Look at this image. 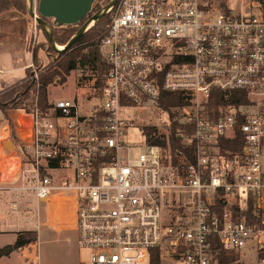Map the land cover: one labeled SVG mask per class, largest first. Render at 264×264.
Returning a JSON list of instances; mask_svg holds the SVG:
<instances>
[{
  "label": "built area",
  "instance_id": "1",
  "mask_svg": "<svg viewBox=\"0 0 264 264\" xmlns=\"http://www.w3.org/2000/svg\"><path fill=\"white\" fill-rule=\"evenodd\" d=\"M106 14V72L77 81L89 90L82 102L42 108L32 74L30 102L12 118L19 143L3 150L0 214L23 217L21 199L33 195L36 227L74 230L89 251L81 264H217L218 250L264 264V0H117ZM213 90L246 101L210 110ZM163 94L185 101L173 111L192 130L178 134L189 150L174 161L170 143H145L133 158L122 110H162ZM17 252L43 264L37 241Z\"/></svg>",
  "mask_w": 264,
  "mask_h": 264
},
{
  "label": "rangeland",
  "instance_id": "2",
  "mask_svg": "<svg viewBox=\"0 0 264 264\" xmlns=\"http://www.w3.org/2000/svg\"><path fill=\"white\" fill-rule=\"evenodd\" d=\"M111 2L112 0H110L107 4L106 2H103V7L101 8V10L108 6ZM26 7V14L17 12L14 9L0 14V51L6 50L7 48H11L12 50L15 49V51L24 48L33 57L34 54H36V62L32 57L33 64L30 67V73L31 76L32 74L36 73L40 78V74L47 70L51 66V64L55 62L57 56L51 49L49 50V41L42 32H39L37 30V38L35 37L34 26L31 20V16L29 15L28 0H26ZM98 12H100V10L95 12L92 15L91 19L85 25H89ZM49 32L51 34L50 26ZM56 47H58L57 44ZM26 57L29 59V56ZM93 77L94 76L91 68L73 71L70 75V78H68L67 84H54L50 88V90L48 88L50 100H72L75 98L82 102L83 98L88 94L89 90L78 88L77 81L89 80ZM11 88H8L7 90ZM30 99L31 97L29 96L28 103L30 102ZM28 103L26 102V104ZM21 107L23 106L19 105L17 109H20ZM17 109L13 108L9 112L8 118L11 123L12 118L14 119L17 117V113L15 112ZM122 116L133 125L130 136L128 137L130 145L133 148L136 147L131 152V156L133 158L138 157L146 149L145 137L143 134L144 128H155V134L157 137H167L170 134V115L152 104L148 105L147 107L137 106L129 109H123ZM18 124H21V120L18 121ZM6 125H8V122L4 118L3 113L0 111V138L2 139L5 138L7 133V131L5 130ZM10 140H13L11 139V135L3 143V145L0 144V154L1 157L4 158V160L0 162V178H9V176H11V174L9 173L10 168L8 165V161L5 154H3V150H8L10 153H13L14 149L11 148L10 145H6ZM21 201L22 209L25 211L23 217L20 216L17 218L15 216H10V221L13 223L20 222L21 224L25 225L27 219H30L34 224H36L37 202L34 196L25 194ZM28 202L29 204H27ZM29 209H31L32 212L29 213ZM45 214L46 209L44 206H41L42 221H44L45 219ZM1 230L3 229H0V232H3ZM27 231H30L28 227L20 226L12 228L11 232L13 234L0 233V246L14 243L19 233ZM36 231H38L37 242L39 244L40 256L43 264H81L87 261L89 257V251L78 247L76 232L74 230L57 229L55 227L44 225L38 228ZM0 264L23 263L20 260L18 252H14L9 257H3L0 260Z\"/></svg>",
  "mask_w": 264,
  "mask_h": 264
},
{
  "label": "trees",
  "instance_id": "3",
  "mask_svg": "<svg viewBox=\"0 0 264 264\" xmlns=\"http://www.w3.org/2000/svg\"><path fill=\"white\" fill-rule=\"evenodd\" d=\"M110 0H98L94 5L92 13L80 22L78 25L74 26H63V27H54L50 21L47 20V24L51 28V35L55 44L65 47L68 42L75 36L78 31L91 19L92 15L101 10L103 7V2L109 3ZM14 9L17 12L27 13L26 0H0V14L8 12L9 10ZM1 17V16H0ZM110 20V15L106 14L104 17L99 19L91 28H89L83 36L76 42L74 46L68 49L66 52L59 54L53 48L51 49L56 56V60L51 66L40 74V83H41V107L44 109L48 108V88L51 85L56 84L58 81L61 85L67 82L68 77L71 75L72 71L82 70L85 68H91L93 76L101 80L106 72V66L102 59L100 49L98 44L100 42V37L104 34ZM38 31L42 32L44 36L49 41L48 33L46 30L38 24ZM36 54H34V61L36 62ZM30 69H28L27 78L18 82L11 89L0 93V111L3 113L4 118L12 127L8 116L11 109H17L19 105L27 106L29 99V91L34 84L32 79ZM244 93L238 92L230 98L225 100V94L220 90L212 91V99L209 104V109H217L219 105L223 104H240L244 103ZM26 102L28 104H26ZM185 101L179 95H170L163 94V97L159 103V107L168 112L170 115V134L169 136H156V129L147 127L144 128L143 134L145 137V143L147 145H160L164 149L168 148L170 143L172 147V155L174 161L176 160L175 155L178 150H183L185 153L189 149L184 148L180 145L181 139L178 138V134L181 132L190 134L192 130L187 128L186 125L181 124L176 120L177 115L173 111L174 108L178 106H183ZM24 107V106H23ZM11 138L15 141L16 144L19 143V138L16 135L12 127ZM34 241H37V232L36 231H27L22 232L17 235V239L14 244L6 245L0 248V260L3 257H9L11 254L16 252L19 248L24 247ZM219 245H217L218 248ZM220 248V246H219ZM215 263L217 264H240L237 262V257L232 253H226L221 250L217 251V255L214 258Z\"/></svg>",
  "mask_w": 264,
  "mask_h": 264
},
{
  "label": "water",
  "instance_id": "4",
  "mask_svg": "<svg viewBox=\"0 0 264 264\" xmlns=\"http://www.w3.org/2000/svg\"><path fill=\"white\" fill-rule=\"evenodd\" d=\"M96 2L97 0H28L29 15L34 17L36 10L38 14V24L45 30L49 29L47 20L50 21L54 27L74 26L78 25L92 13ZM116 2L117 0H112L108 6L100 10V12L94 16L91 24L84 25L61 50L56 47L55 41L49 32V46L59 54L66 52L76 44L89 28L104 17L107 9L114 6ZM57 84H59V81ZM6 145H10V147L14 149L12 140L8 141ZM6 151L9 152L8 150Z\"/></svg>",
  "mask_w": 264,
  "mask_h": 264
},
{
  "label": "crops",
  "instance_id": "5",
  "mask_svg": "<svg viewBox=\"0 0 264 264\" xmlns=\"http://www.w3.org/2000/svg\"><path fill=\"white\" fill-rule=\"evenodd\" d=\"M26 56H29V59ZM30 56H31V59H30ZM32 57L33 56L28 51H26V49L24 48H21L16 51L15 49L12 50L11 48L9 49L7 48L6 50L0 51V93L6 91L8 88H11L12 86L16 85L18 82L27 78L28 69H30V66L33 64L34 57L33 59ZM68 78H70V76ZM67 82H68V79H67ZM67 82L64 84H67ZM52 86L53 85L49 87V90ZM48 98H49V91H48ZM48 102H55V101H51L49 98ZM5 207H8V206L6 205L4 206L3 204H0V209H2V211L6 209ZM13 224L14 223L10 221L9 216L4 215L2 213L0 214V229H3L1 230L3 232H0V233H3V234L12 233L11 232L12 228H14L12 227ZM29 225H27L26 227H28L30 231H36L38 229L34 223L33 224L31 223ZM36 232L38 233V231ZM4 246L6 245L0 246V248Z\"/></svg>",
  "mask_w": 264,
  "mask_h": 264
},
{
  "label": "bare ground",
  "instance_id": "6",
  "mask_svg": "<svg viewBox=\"0 0 264 264\" xmlns=\"http://www.w3.org/2000/svg\"><path fill=\"white\" fill-rule=\"evenodd\" d=\"M90 24H91V23H90ZM90 24H89V25H90ZM57 48L61 50V49H63L64 47H61V46L58 45ZM14 157H15V155H14ZM14 157H13V158H14Z\"/></svg>",
  "mask_w": 264,
  "mask_h": 264
}]
</instances>
